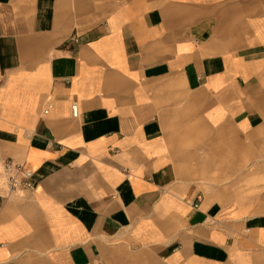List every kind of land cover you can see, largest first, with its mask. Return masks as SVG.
<instances>
[{
  "label": "crops",
  "instance_id": "crops-1",
  "mask_svg": "<svg viewBox=\"0 0 264 264\" xmlns=\"http://www.w3.org/2000/svg\"><path fill=\"white\" fill-rule=\"evenodd\" d=\"M0 155V264H264V0H0Z\"/></svg>",
  "mask_w": 264,
  "mask_h": 264
},
{
  "label": "built area",
  "instance_id": "built-area-1",
  "mask_svg": "<svg viewBox=\"0 0 264 264\" xmlns=\"http://www.w3.org/2000/svg\"><path fill=\"white\" fill-rule=\"evenodd\" d=\"M71 42H77L76 36L70 37ZM52 104L48 103L43 109V114H47ZM71 112L77 116V104L71 105ZM37 187V182L33 177V171L24 162L17 161L11 157L0 155V197L20 195L24 191L33 192Z\"/></svg>",
  "mask_w": 264,
  "mask_h": 264
}]
</instances>
